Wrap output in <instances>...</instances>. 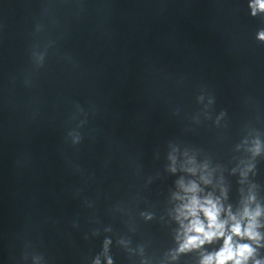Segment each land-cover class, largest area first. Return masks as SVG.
<instances>
[{"label": "clouds", "instance_id": "1", "mask_svg": "<svg viewBox=\"0 0 264 264\" xmlns=\"http://www.w3.org/2000/svg\"><path fill=\"white\" fill-rule=\"evenodd\" d=\"M248 9L250 16L264 20V0H248ZM255 39L264 43V27L257 30ZM207 97L206 109L215 103L211 94ZM204 98L205 95L201 94L197 100L202 103ZM226 116L227 112L222 110L214 123L219 126ZM78 142L79 138L74 141ZM177 151L178 148L172 146L168 154V160L171 162L168 170L173 174L177 172ZM249 151L254 157L259 156L264 152V141L259 136L255 137ZM183 155L187 159L180 165V170L189 176H198V179L186 180L180 177L176 181L177 191L171 195L173 206L169 211L171 220L176 224L172 236L174 246L166 251L160 264H180L182 256L193 253L196 254V264H264V205L256 203V196L249 194L240 208L233 211L231 204H225V188H220L219 195L205 190L213 182V170L209 169V165L197 164L195 157L188 156L187 151ZM254 167V164L247 165L246 169L240 172V176L246 179ZM235 171L233 169V172ZM151 182L150 177L147 183ZM119 208L117 205L114 210ZM140 216L145 221L155 218L154 213L146 211L140 212ZM103 231L112 233L113 228L110 225L105 226ZM99 234V229L93 231V235ZM116 244L130 256L139 255L140 264H152V259L145 254L144 245L132 248L131 240L123 236L117 238ZM217 244L219 247H214ZM112 245V236L105 235L101 250L92 257L91 264H116Z\"/></svg>", "mask_w": 264, "mask_h": 264}]
</instances>
